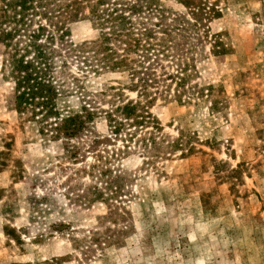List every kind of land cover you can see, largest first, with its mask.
Segmentation results:
<instances>
[{
	"label": "rangeland",
	"instance_id": "obj_1",
	"mask_svg": "<svg viewBox=\"0 0 264 264\" xmlns=\"http://www.w3.org/2000/svg\"><path fill=\"white\" fill-rule=\"evenodd\" d=\"M87 1L35 0L28 16L107 43L138 76L54 42L56 95L34 88L18 112L0 45V264H264V0H152L129 25L153 35L134 54L89 8L140 0ZM125 104L136 116L115 115Z\"/></svg>",
	"mask_w": 264,
	"mask_h": 264
},
{
	"label": "trees",
	"instance_id": "obj_2",
	"mask_svg": "<svg viewBox=\"0 0 264 264\" xmlns=\"http://www.w3.org/2000/svg\"><path fill=\"white\" fill-rule=\"evenodd\" d=\"M34 1L35 0H0V45L3 46V53H5L7 56L3 62L4 64H2V67L4 65V67L8 69L10 76L15 83L14 92L8 98L9 105L12 106L11 109L21 112L25 104L28 103L27 101H31L34 88L37 89V87L40 86H50V92L48 89L45 90L42 87L39 88V92H46L44 96L47 95L51 98L52 93L53 95H56L58 88L55 86L57 83V80L55 79L57 75L55 74L58 72H56L55 69L57 64L55 60L57 59H55L56 56H53V52L55 51L56 53V50L52 49L54 47H51V44H54V42L60 44V47L62 48L59 49H68L69 57L74 56L75 59L85 65H88L87 61H89L87 60V55L92 52L96 62L89 61L88 66H96L102 69L106 66L114 69L122 65L124 70H130L132 75H136L135 70L131 67L130 61L128 62L126 59H122L119 57V55H114L112 52L107 53L103 51L105 48L108 49L107 43L104 45V48L101 49V51L100 46L93 49L94 47L92 45L85 46L87 44L84 42L80 45L74 44L71 42V39L68 37L69 35L66 33V31L62 30V23L60 26L53 25L54 28L52 31L50 30V32L46 29L45 25H41L40 23L37 24V27L34 29L32 21L28 16ZM76 1L77 0H75V2ZM79 1L88 4L87 0ZM152 2V0L133 1L130 7L126 6V8L112 9L110 13H106L105 9H100V12L98 9L95 11L93 6L88 8L90 13L92 12L95 14V17H92L94 20H96L101 28H104V25L107 22L110 24L107 26L109 28V32L104 33V41L107 42V40L110 41L112 39H118L120 43L122 42L125 45L124 50L126 51V54H134L139 48L144 47L145 43L149 45L148 41L149 39L153 38V35L149 30L142 35V39L134 38V33L131 31L129 25L132 24V21H134L136 15L144 12L145 9H155L156 7ZM104 3V0H100L97 4ZM191 13L193 15L195 14L193 11H191ZM104 16H106V18H104ZM197 16L198 15H196V18ZM106 35H111L112 38H106ZM142 40L144 42H141ZM45 43L50 44V56L46 53V48H43ZM90 43L96 44V41ZM149 46L145 50L150 51L152 48H149ZM98 54H100L101 57H98ZM99 64L100 66H97ZM37 69H43L44 71L46 70L47 73L49 72L50 74L46 75V73ZM97 71L98 70L93 69V72L96 73ZM150 75L151 74H147V77L143 78L138 77L137 79L140 80L139 86L146 88L151 86V84H154L156 81L154 78L150 77ZM73 81L74 84H77L76 87L78 88L79 85L76 78H73ZM135 84H137V82ZM136 86L137 85H133V87L129 88L132 90L134 89L137 91V93H139L140 91L137 90ZM180 90L182 89L180 88ZM178 93H181V91ZM182 93H184V90H182ZM147 95L149 96V93L144 94L142 98L146 97ZM51 101L52 100H50V103L48 100L38 103L42 107L40 111H44L46 116L56 114L55 110L50 106ZM142 101L143 100H140L139 103ZM130 102L132 103V101ZM135 103H137V101ZM135 106L136 105L129 106V104H125L122 108H120V110L122 109L121 111L124 112H115V115L122 119L131 118V116L134 117L136 116ZM83 129L84 126L81 125V122H79L78 124H74L73 126H70L68 129H66L64 134L67 135L66 138H72V136H76L78 131H82ZM4 153L5 152L0 151V155ZM4 166H6L5 163H0V171ZM231 171L235 170L232 169ZM17 176L18 175L14 174L15 179H17ZM19 177L20 176H18V178Z\"/></svg>",
	"mask_w": 264,
	"mask_h": 264
},
{
	"label": "crops",
	"instance_id": "obj_3",
	"mask_svg": "<svg viewBox=\"0 0 264 264\" xmlns=\"http://www.w3.org/2000/svg\"><path fill=\"white\" fill-rule=\"evenodd\" d=\"M263 56H264V52H262Z\"/></svg>",
	"mask_w": 264,
	"mask_h": 264
}]
</instances>
